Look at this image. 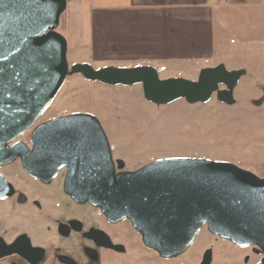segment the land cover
<instances>
[{
  "label": "water",
  "instance_id": "95a60500",
  "mask_svg": "<svg viewBox=\"0 0 264 264\" xmlns=\"http://www.w3.org/2000/svg\"><path fill=\"white\" fill-rule=\"evenodd\" d=\"M70 1L0 0V151L35 124L71 74L108 85L140 84L144 98L157 105L176 99L202 103L213 93L219 102H233L244 71L222 64L200 69L195 80L160 79L150 65L69 66L67 41L56 29ZM31 143L35 156L44 143L66 155L99 150L104 168L83 173L68 164L64 192L98 208L110 222L127 219L143 244L159 255L183 253L205 225L234 245L258 248L262 257L257 264H264V177L233 163L198 158L158 159L133 171H116L105 132L86 113L36 125ZM23 165L30 176L45 178L34 162ZM59 166L49 169L50 177Z\"/></svg>",
  "mask_w": 264,
  "mask_h": 264
},
{
  "label": "rangeland",
  "instance_id": "374dc122",
  "mask_svg": "<svg viewBox=\"0 0 264 264\" xmlns=\"http://www.w3.org/2000/svg\"><path fill=\"white\" fill-rule=\"evenodd\" d=\"M84 4L88 1L68 2L56 29L67 41L68 65L85 63L94 69L141 65L138 61L118 60L104 53L93 56L83 36L81 39L83 32L78 30L85 18ZM224 44L216 57L218 64L226 70L244 71L233 89L230 104L219 102L212 95L202 103L176 99L157 105L144 98L140 84L108 85L71 74L66 76L36 123L72 113L93 115L104 129L113 158L121 159L125 170H134L158 159L198 158L233 163L264 177V40ZM164 66L154 67L160 79L197 78L195 66L184 63ZM52 193L59 201L58 209L64 212L77 209L80 213H95L91 207L75 206L65 197L60 184ZM119 228L124 233L123 240L128 241L126 223H120ZM206 246L213 250L212 264H244L247 254L250 257L247 264L259 260L249 248L231 246L203 228L177 259L160 261L151 251L137 246L135 239L130 253L116 256L115 261L117 264H197L200 251Z\"/></svg>",
  "mask_w": 264,
  "mask_h": 264
},
{
  "label": "flooded vegetation",
  "instance_id": "af4514ba",
  "mask_svg": "<svg viewBox=\"0 0 264 264\" xmlns=\"http://www.w3.org/2000/svg\"><path fill=\"white\" fill-rule=\"evenodd\" d=\"M212 95L215 96V93ZM48 120L35 122L18 138L9 142L5 150L0 151V264H117L116 256L129 254L135 239L137 246L141 245L164 262L177 259L187 251L193 242L183 253L163 257L143 244L140 234L127 219L110 222L98 208L89 203H77L66 194L63 184L68 164L81 172L87 168L103 169V155L99 150L66 155L60 152L59 147L50 148L44 143L35 156L31 143L33 128ZM100 126L104 132L101 124ZM17 141L20 144L11 148ZM55 142L59 143L60 140ZM12 153H17L14 158H11ZM23 161L34 162L45 178L41 180L30 176ZM113 161L116 171H133L125 170L121 159L113 158ZM58 165L60 166L50 177L49 169ZM57 184H60L65 197L75 206L91 207L95 213H80L76 207V211L69 212L58 209L59 201L52 193ZM120 223H126L128 241L123 240L124 233L119 228ZM203 228L206 229V226L203 225L201 229ZM213 236L231 246L240 247ZM241 248H249L251 253L259 256V260L262 257L254 246ZM199 256L197 264H212L214 259L213 250L208 246L200 251ZM248 256L247 254L243 260L244 264L249 260Z\"/></svg>",
  "mask_w": 264,
  "mask_h": 264
},
{
  "label": "crops",
  "instance_id": "0c3cea01",
  "mask_svg": "<svg viewBox=\"0 0 264 264\" xmlns=\"http://www.w3.org/2000/svg\"><path fill=\"white\" fill-rule=\"evenodd\" d=\"M87 1L78 30L93 56L155 68L184 63L199 72L220 63L226 41L264 40V0Z\"/></svg>",
  "mask_w": 264,
  "mask_h": 264
}]
</instances>
